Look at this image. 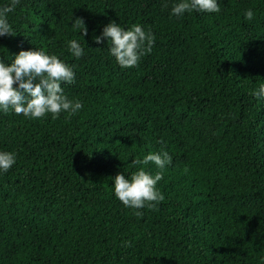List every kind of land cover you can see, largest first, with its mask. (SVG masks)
<instances>
[{
  "label": "trees",
  "instance_id": "1",
  "mask_svg": "<svg viewBox=\"0 0 264 264\" xmlns=\"http://www.w3.org/2000/svg\"><path fill=\"white\" fill-rule=\"evenodd\" d=\"M179 2L20 0L8 14L0 61L56 55L75 73L64 94L83 106L57 119L0 110V152L16 155L0 172V264H264V99L250 94L264 84V0L177 18ZM110 22L155 36L136 67L94 43ZM165 151L164 200L137 216L113 180Z\"/></svg>",
  "mask_w": 264,
  "mask_h": 264
},
{
  "label": "clouds",
  "instance_id": "2",
  "mask_svg": "<svg viewBox=\"0 0 264 264\" xmlns=\"http://www.w3.org/2000/svg\"><path fill=\"white\" fill-rule=\"evenodd\" d=\"M19 4L20 0H10L7 5L0 7V37L12 35L8 14L14 12ZM220 10L218 0H181L173 6L171 15L179 18L186 12L219 13ZM244 15L248 21L254 18L252 10L246 11ZM73 27L82 29V37L87 35L82 18H77ZM104 40L108 41L109 53L117 64L128 69L136 67L142 56L151 53L155 36L151 31L145 32L140 25L125 30L117 23L110 22L104 27L102 35L94 38V43L101 44ZM67 48L76 59L84 53L83 47L75 39L68 41ZM74 80L73 68L56 55H48L42 50L20 51L10 65L0 61V110L5 114L9 111L16 115L22 114L27 119H40L47 114L57 119L62 112L74 115L83 105L69 99L61 86L62 83L72 84ZM250 94L257 99H264V84ZM15 162V153L0 152V172L7 173ZM132 163L134 167L139 166L138 171L132 173L130 178L117 174L113 180V190L125 208L137 210L135 215L141 216L140 209H155L164 200L157 184L163 179L162 170L172 163V158L165 151L150 153ZM149 163L161 171L154 175L145 171Z\"/></svg>",
  "mask_w": 264,
  "mask_h": 264
}]
</instances>
